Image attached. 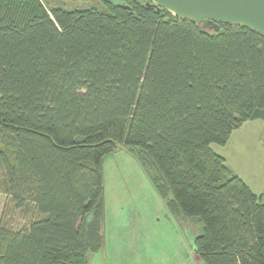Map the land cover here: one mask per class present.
<instances>
[{
  "label": "trees",
  "instance_id": "obj_1",
  "mask_svg": "<svg viewBox=\"0 0 264 264\" xmlns=\"http://www.w3.org/2000/svg\"><path fill=\"white\" fill-rule=\"evenodd\" d=\"M47 1L0 0V193L37 216L0 222V264H87L119 146L176 217L201 223L203 264H264L262 197L211 148L264 121V37L145 0Z\"/></svg>",
  "mask_w": 264,
  "mask_h": 264
},
{
  "label": "rangeland",
  "instance_id": "obj_2",
  "mask_svg": "<svg viewBox=\"0 0 264 264\" xmlns=\"http://www.w3.org/2000/svg\"><path fill=\"white\" fill-rule=\"evenodd\" d=\"M73 0L45 2V7L79 5ZM87 6V5H86ZM229 169L264 202V121L247 122L233 132L228 143L211 145ZM104 246L87 255V264H203L194 252V240L202 225L197 219L175 216L166 205L139 163L127 150L103 160ZM37 216L32 206L14 209L0 193V222L20 229ZM102 235V236H103Z\"/></svg>",
  "mask_w": 264,
  "mask_h": 264
},
{
  "label": "water",
  "instance_id": "obj_3",
  "mask_svg": "<svg viewBox=\"0 0 264 264\" xmlns=\"http://www.w3.org/2000/svg\"><path fill=\"white\" fill-rule=\"evenodd\" d=\"M121 7L122 0H104ZM145 5L165 11L180 20L194 23L204 30L219 25L242 27L264 37V0H145Z\"/></svg>",
  "mask_w": 264,
  "mask_h": 264
},
{
  "label": "crops",
  "instance_id": "obj_4",
  "mask_svg": "<svg viewBox=\"0 0 264 264\" xmlns=\"http://www.w3.org/2000/svg\"><path fill=\"white\" fill-rule=\"evenodd\" d=\"M217 154V153H216ZM219 155V154H218ZM219 156H221V155H219ZM222 157V156H221ZM223 158V157H222ZM224 159V158H223ZM225 160V159H224ZM225 164H226V162H225ZM227 166V165H226ZM228 167V166H227ZM229 168V167H228ZM230 170V169H229ZM231 171V170H230ZM232 172V171H231ZM233 173V172H232ZM234 174V173H233ZM235 175V174H234ZM238 177V176H237ZM103 246H104V249H105V251H107V246H106V242H105V239H104V235H103ZM100 251V250H99ZM105 261H106V264H110V262L108 261V263H107V258L105 259ZM112 264H119V260H114L113 259V262H112Z\"/></svg>",
  "mask_w": 264,
  "mask_h": 264
}]
</instances>
